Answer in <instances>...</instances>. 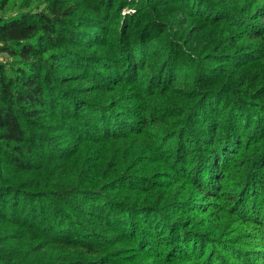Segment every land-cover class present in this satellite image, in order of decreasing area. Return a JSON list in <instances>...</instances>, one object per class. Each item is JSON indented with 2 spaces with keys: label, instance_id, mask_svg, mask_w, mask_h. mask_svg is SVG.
<instances>
[{
  "label": "trees",
  "instance_id": "16d2710c",
  "mask_svg": "<svg viewBox=\"0 0 264 264\" xmlns=\"http://www.w3.org/2000/svg\"><path fill=\"white\" fill-rule=\"evenodd\" d=\"M13 1L0 0V264H116L122 239L157 264H228L217 247L264 264V0H137L126 16L127 0ZM157 5L225 35L179 68L185 32ZM245 37L261 51H233ZM174 187L186 196L168 207ZM229 214L254 223L258 250L223 244Z\"/></svg>",
  "mask_w": 264,
  "mask_h": 264
},
{
  "label": "rangeland",
  "instance_id": "374dc122",
  "mask_svg": "<svg viewBox=\"0 0 264 264\" xmlns=\"http://www.w3.org/2000/svg\"><path fill=\"white\" fill-rule=\"evenodd\" d=\"M23 2H24L23 0H14L11 3L10 9H12L13 11L19 10ZM133 2H137V0H127L126 1L127 6L122 11L123 16H126L128 14L132 15L133 13L136 12V9H137L136 3L132 4ZM44 4H45L44 0H29L28 2L29 7H26V8L41 10L42 8H44ZM146 6H148V4H146ZM156 10L157 11H154V10L153 11L156 12V14H158L159 18H161L162 20L166 19L167 21H170L171 19H173L172 16L175 15L176 22H177V25H175V27L178 30H180L182 34H184L185 32V35H183V37H179L180 47L183 48V50L180 49V52L178 55L179 68L181 66L185 70L187 69L192 70L194 67L200 65L201 61L198 58L201 59V53H202L203 48L207 49L206 43H211L214 40L218 39L219 37L225 35L223 33V28H221V26H214L211 30H206L203 24L205 23V21L202 18H199L196 16L195 17L187 16L185 13L176 12L175 9L173 8H170V7L166 8V7H162L161 5H157ZM123 20L124 19H122V22ZM180 21H183V22L180 23ZM254 49L261 51V44L259 42L252 41L251 39L245 37L243 39L236 41L234 43V47L232 50L233 51L237 50V53H246V54L248 53L249 54L251 52H254ZM210 51H212V49H210ZM102 52L104 51L100 50V53ZM217 52H221V50ZM245 60L246 58L240 59L241 62ZM207 63L209 64V60L207 61ZM213 63L216 64V61H213ZM62 70H67V67L60 69V71ZM254 71L255 70H252V75ZM191 72L192 71H190V74H192ZM248 76L249 75H247L246 77ZM233 77H235V75ZM228 81L232 82V78L231 80H228ZM83 82L85 81H81L79 85H82ZM140 154H149V152L148 150L146 151L143 150L141 151ZM142 156L143 155H140V157ZM160 192L166 193L165 190L160 191ZM168 194H170L169 200L171 199L174 200L168 205V207H171L173 202L178 203L179 202L178 200L183 199L181 196L183 197L186 196L182 192L181 187H174L172 191H170ZM187 194H189L188 191H187ZM87 200L95 201V202L102 201L101 199H97L96 197L88 198ZM197 200L201 201V199H197ZM181 210H184V209H177V212L179 214L178 216L179 219H184L187 217L188 220L193 219L195 222H198L200 218H204V216H206V215H200V213H197L195 211L189 212L186 214L179 213ZM212 218L214 217L208 216L206 217V220H209ZM194 226L197 227L196 225ZM254 229H255V225L253 222L241 221L237 217H234L232 214H229L226 216V219H225V230H226L227 235L225 236V240H224L225 243L223 242V244L230 246V245H233L234 242L240 241L243 244L236 245V248H240V249L243 248L244 252L246 253L254 251V250H258L260 246H257V244L261 242L260 241L261 239L255 237ZM112 244H113L112 248L115 252L114 258H115L116 264H157V263H153L152 259L145 257V256H141L137 252H135L136 254H134V251L125 252L126 250H128L126 248H128L129 246H132L128 240H123V239L117 240L116 242L114 241V243L112 242ZM217 248L219 249L218 254L223 256L225 260L228 262V264L236 262V260L233 259L230 251L219 248V247ZM132 256L134 257L131 260ZM253 261H256V259H253ZM260 262L262 263L263 261H260ZM169 264H175V263H169ZM178 264H183V263L181 262Z\"/></svg>",
  "mask_w": 264,
  "mask_h": 264
}]
</instances>
